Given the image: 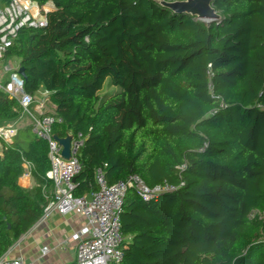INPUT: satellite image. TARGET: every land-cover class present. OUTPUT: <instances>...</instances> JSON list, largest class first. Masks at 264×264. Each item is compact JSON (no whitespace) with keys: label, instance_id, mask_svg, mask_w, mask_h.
Segmentation results:
<instances>
[{"label":"trees","instance_id":"trees-1","mask_svg":"<svg viewBox=\"0 0 264 264\" xmlns=\"http://www.w3.org/2000/svg\"><path fill=\"white\" fill-rule=\"evenodd\" d=\"M37 1L55 5L47 25L21 30L6 57L25 91L50 93L55 134L83 136L74 194L97 190L105 163L109 184L175 187L150 202L128 193L120 264H264V0H214L210 22L161 0ZM20 112L0 90V124ZM50 168L31 124L1 140L0 254L43 216Z\"/></svg>","mask_w":264,"mask_h":264},{"label":"built area","instance_id":"built-area-1","mask_svg":"<svg viewBox=\"0 0 264 264\" xmlns=\"http://www.w3.org/2000/svg\"><path fill=\"white\" fill-rule=\"evenodd\" d=\"M54 8L52 1L40 4L37 0H9L5 6H0V90L19 103L20 117H29L34 134L48 144L51 168L47 177L52 181L53 189L47 196L48 202L43 215L48 216L52 212L65 215L73 212L87 222V225L76 233V256L70 264H120L128 240L122 231L121 222L128 193L134 190L143 200L150 202L163 193L175 190V187L167 183L151 187L137 174L109 184L105 163L95 171L98 189L88 195L74 194L77 186L75 179L82 171L78 152L83 145V136L81 133L73 135L71 157L64 158L63 147L54 132V126L61 123L62 118L45 111V100L36 103V98L24 89V79L19 73L20 64L13 65L6 57L20 31L25 28L45 27L48 23L47 14ZM209 74L212 76V72ZM17 132L18 128L12 124H0V144L1 140L10 143ZM23 168L19 180L31 178L34 164L24 160ZM13 246L4 254H0V264H35L21 255H11ZM47 252L49 248L44 246L42 253Z\"/></svg>","mask_w":264,"mask_h":264},{"label":"crops","instance_id":"crops-1","mask_svg":"<svg viewBox=\"0 0 264 264\" xmlns=\"http://www.w3.org/2000/svg\"><path fill=\"white\" fill-rule=\"evenodd\" d=\"M16 59V65H19V59L17 57ZM49 95L48 91L42 90L35 98L45 100V108L53 112L55 105L51 103ZM28 125L30 124L26 122L19 128ZM19 183L28 188L35 185L33 176L28 179L21 178ZM86 225V220L73 212L65 215L56 212H52L48 216L43 215L14 243L11 255H21L25 260L35 264H70L76 256L78 243L76 233ZM44 246L49 248V252L46 254L42 253Z\"/></svg>","mask_w":264,"mask_h":264},{"label":"water","instance_id":"water-1","mask_svg":"<svg viewBox=\"0 0 264 264\" xmlns=\"http://www.w3.org/2000/svg\"><path fill=\"white\" fill-rule=\"evenodd\" d=\"M214 0H175L167 2L161 0L160 3L166 5L170 9L176 12H185L192 16H196L201 20H216L220 18V14L213 6ZM19 73L25 80V72L23 66H20ZM59 143L62 145V155L64 158L69 159L71 157V141L73 134H67L64 137L55 135ZM76 180V179H75Z\"/></svg>","mask_w":264,"mask_h":264},{"label":"rangeland","instance_id":"rangeland-1","mask_svg":"<svg viewBox=\"0 0 264 264\" xmlns=\"http://www.w3.org/2000/svg\"><path fill=\"white\" fill-rule=\"evenodd\" d=\"M205 21L206 22H210L209 20H205ZM16 62H17L16 58H11L10 59V63H12L13 65H16ZM40 100H42V99L36 98V103H38V101H40ZM48 106H50V105L48 104ZM45 111L50 112L49 110H47V108H45ZM23 120H25V121H23ZM26 122L30 124L31 123V119L29 117H27V116H23V117H19V119H17L15 122H11V123H8V124L3 125V126H7V125H11L12 124L13 126L19 128L23 124L25 125ZM261 215L262 214L260 212H258V211H254V213H253V217L254 216H261Z\"/></svg>","mask_w":264,"mask_h":264}]
</instances>
